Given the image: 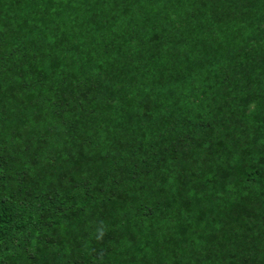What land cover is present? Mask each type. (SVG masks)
<instances>
[{
    "label": "trees",
    "instance_id": "trees-1",
    "mask_svg": "<svg viewBox=\"0 0 264 264\" xmlns=\"http://www.w3.org/2000/svg\"><path fill=\"white\" fill-rule=\"evenodd\" d=\"M0 264H264V0H0Z\"/></svg>",
    "mask_w": 264,
    "mask_h": 264
}]
</instances>
